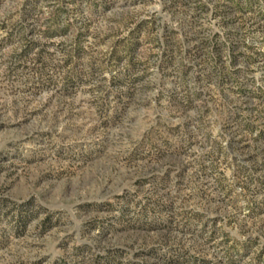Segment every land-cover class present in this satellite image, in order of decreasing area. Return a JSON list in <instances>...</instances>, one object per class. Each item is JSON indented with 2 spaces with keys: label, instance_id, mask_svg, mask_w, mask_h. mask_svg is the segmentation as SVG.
I'll return each instance as SVG.
<instances>
[{
  "label": "rangeland",
  "instance_id": "1",
  "mask_svg": "<svg viewBox=\"0 0 264 264\" xmlns=\"http://www.w3.org/2000/svg\"><path fill=\"white\" fill-rule=\"evenodd\" d=\"M0 264H264V0H0Z\"/></svg>",
  "mask_w": 264,
  "mask_h": 264
},
{
  "label": "water",
  "instance_id": "2",
  "mask_svg": "<svg viewBox=\"0 0 264 264\" xmlns=\"http://www.w3.org/2000/svg\"><path fill=\"white\" fill-rule=\"evenodd\" d=\"M95 197L96 198L102 197V194H97Z\"/></svg>",
  "mask_w": 264,
  "mask_h": 264
},
{
  "label": "trees",
  "instance_id": "3",
  "mask_svg": "<svg viewBox=\"0 0 264 264\" xmlns=\"http://www.w3.org/2000/svg\"><path fill=\"white\" fill-rule=\"evenodd\" d=\"M133 51H134V48L133 49H131V52L133 53Z\"/></svg>",
  "mask_w": 264,
  "mask_h": 264
}]
</instances>
